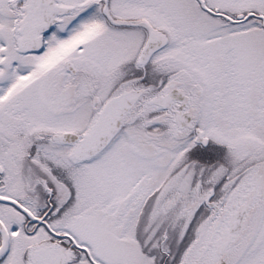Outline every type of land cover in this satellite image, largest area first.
<instances>
[{"label": "snow or ice", "instance_id": "obj_1", "mask_svg": "<svg viewBox=\"0 0 264 264\" xmlns=\"http://www.w3.org/2000/svg\"><path fill=\"white\" fill-rule=\"evenodd\" d=\"M0 264H264V0H0Z\"/></svg>", "mask_w": 264, "mask_h": 264}]
</instances>
